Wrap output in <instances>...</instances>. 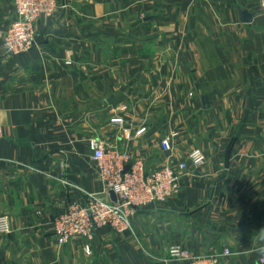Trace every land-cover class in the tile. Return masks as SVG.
Returning <instances> with one entry per match:
<instances>
[{"label": "crops", "instance_id": "1", "mask_svg": "<svg viewBox=\"0 0 264 264\" xmlns=\"http://www.w3.org/2000/svg\"><path fill=\"white\" fill-rule=\"evenodd\" d=\"M60 2L36 22L35 46L11 56L1 32L15 13L0 0V214L11 220L0 264H187L175 245L264 264V151L246 149L264 145V62L248 49L262 0ZM94 138L150 171L195 149L206 161L187 162L178 196L135 211L124 234L99 230L87 252L82 238L60 245L53 221L104 190Z\"/></svg>", "mask_w": 264, "mask_h": 264}, {"label": "built area", "instance_id": "2", "mask_svg": "<svg viewBox=\"0 0 264 264\" xmlns=\"http://www.w3.org/2000/svg\"><path fill=\"white\" fill-rule=\"evenodd\" d=\"M15 16L1 33L3 47L8 55L20 56L29 52L36 44L35 24L41 18H53L61 7L60 0H10ZM264 6V0H262ZM115 124H123V118L112 119ZM145 129L138 131L143 134ZM161 141L163 151H173V138ZM96 170L104 184V190L87 194L84 202H74L53 221V230L60 245L68 244L74 238L86 241V251L97 232L109 228L119 234L131 229V216L139 209L152 204H165L181 192L180 172L188 169L189 163L200 168L206 156L199 149L193 150L187 161L176 165H165L156 170H148L142 160L132 161L131 155L116 148H110L99 138L89 141ZM111 193L115 195L112 198ZM11 233V220L0 214V235ZM172 258L187 264H225L224 260L237 253L224 248L218 253L193 254L180 245L170 249Z\"/></svg>", "mask_w": 264, "mask_h": 264}, {"label": "rangeland", "instance_id": "3", "mask_svg": "<svg viewBox=\"0 0 264 264\" xmlns=\"http://www.w3.org/2000/svg\"><path fill=\"white\" fill-rule=\"evenodd\" d=\"M259 3V1H258ZM255 15H257L256 26L254 27L253 37L251 38V42H249L248 49H253L254 60L264 62V8L262 6L256 5L254 8ZM259 112L254 113V119L257 118ZM262 116V114H260ZM260 116V118H261ZM264 144V143H262ZM246 146V143H245ZM250 147V151H264V145L256 144L247 145L246 149ZM260 179V178H259Z\"/></svg>", "mask_w": 264, "mask_h": 264}, {"label": "water", "instance_id": "4", "mask_svg": "<svg viewBox=\"0 0 264 264\" xmlns=\"http://www.w3.org/2000/svg\"><path fill=\"white\" fill-rule=\"evenodd\" d=\"M245 17H246V22H251V16L250 15L245 14ZM111 195H112V198L115 199V195L113 193H111Z\"/></svg>", "mask_w": 264, "mask_h": 264}]
</instances>
